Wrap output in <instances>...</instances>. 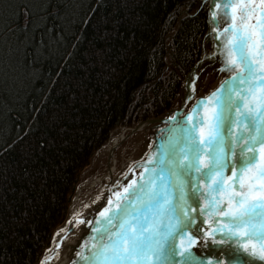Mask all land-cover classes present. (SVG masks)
I'll return each instance as SVG.
<instances>
[{
	"label": "trees",
	"instance_id": "obj_1",
	"mask_svg": "<svg viewBox=\"0 0 264 264\" xmlns=\"http://www.w3.org/2000/svg\"><path fill=\"white\" fill-rule=\"evenodd\" d=\"M200 2L0 0V264H39L96 153L180 107Z\"/></svg>",
	"mask_w": 264,
	"mask_h": 264
},
{
	"label": "snow or ice",
	"instance_id": "obj_2",
	"mask_svg": "<svg viewBox=\"0 0 264 264\" xmlns=\"http://www.w3.org/2000/svg\"><path fill=\"white\" fill-rule=\"evenodd\" d=\"M205 4L215 87L197 95L203 67L190 73L160 135L98 211L69 212L39 264L81 224L70 264H264V0H201L197 11Z\"/></svg>",
	"mask_w": 264,
	"mask_h": 264
},
{
	"label": "rangeland",
	"instance_id": "obj_3",
	"mask_svg": "<svg viewBox=\"0 0 264 264\" xmlns=\"http://www.w3.org/2000/svg\"><path fill=\"white\" fill-rule=\"evenodd\" d=\"M202 46L203 53L206 50H210L211 48V44L207 41L206 37L203 40ZM196 66L203 67V72H201L200 77L197 81V95H204L210 87H215L217 83V74L215 71H213V69L217 68L218 64L215 61L202 57V59L196 64ZM201 80L203 81V87H199ZM183 92L184 88H182L181 91L182 95ZM181 106L182 105L180 103V107ZM171 112L172 111L168 112V114ZM166 117L167 116L162 118ZM158 120H160V118L142 121L148 122L149 124L146 130H134L138 124L142 123L140 122L135 127H127L119 130L117 134H114L110 138L108 143L96 153L92 164L86 170L83 181L80 183L76 195L73 199L71 210L74 208H80L81 204L85 203L89 195L94 193L92 191L93 189L90 186L95 179L105 173L109 163L112 162L117 168L116 174H120V172L126 170L127 166L132 161L138 160L143 155V153L148 150V143L150 140H154V134L160 135V132L158 130L165 128V124L158 123ZM115 139H118L119 142L115 152L112 153L110 152L109 145L112 144ZM104 186L105 184H103L99 188H103ZM99 188H97V190Z\"/></svg>",
	"mask_w": 264,
	"mask_h": 264
},
{
	"label": "bare ground",
	"instance_id": "obj_4",
	"mask_svg": "<svg viewBox=\"0 0 264 264\" xmlns=\"http://www.w3.org/2000/svg\"><path fill=\"white\" fill-rule=\"evenodd\" d=\"M198 68V66H194V68L189 72L186 78L195 71ZM198 81V79H197ZM196 81V82H197ZM184 88V86H183ZM182 97V96H181ZM190 103V102H189ZM169 113L167 117L170 115ZM166 117V118H167ZM166 118H160L158 120V123H164ZM160 124V125H161ZM148 122H142L136 126L134 130L136 131H143L146 130L148 127ZM119 140L115 139L112 144L109 145L110 152H115L116 147L118 145ZM117 173V168L114 166V164L111 162L108 164L107 170L105 171L104 174L99 176L97 179H95L90 186L93 190L94 193L90 194L85 203H88V208L84 209L83 215L85 216H90L94 212L98 211L100 207H102L105 202H106V196L108 195L107 189L111 187V185L114 183L115 180L121 179L122 181L125 179L124 177H121L120 174ZM121 173V172H120ZM131 175V174H129ZM103 184L105 186L103 188L101 187ZM97 188H99L97 190ZM97 195H99V199H96ZM115 199V197H114ZM92 200H95V203H91ZM87 234V230L83 224L77 225L76 230L74 233L69 234V238L62 242L60 244L59 248V258L57 259L55 254L52 253V259L47 262V264H70V261L74 258V252L73 249L76 247L81 242L82 237H85ZM49 249V248H48ZM43 258V257H42ZM42 260V259H41Z\"/></svg>",
	"mask_w": 264,
	"mask_h": 264
},
{
	"label": "water",
	"instance_id": "obj_5",
	"mask_svg": "<svg viewBox=\"0 0 264 264\" xmlns=\"http://www.w3.org/2000/svg\"><path fill=\"white\" fill-rule=\"evenodd\" d=\"M182 107V106H181Z\"/></svg>",
	"mask_w": 264,
	"mask_h": 264
}]
</instances>
